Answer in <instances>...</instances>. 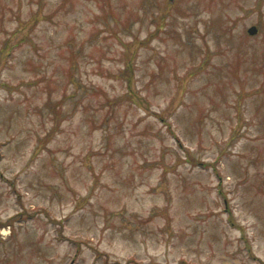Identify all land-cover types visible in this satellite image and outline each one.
<instances>
[{
  "label": "rangeland",
  "instance_id": "1",
  "mask_svg": "<svg viewBox=\"0 0 264 264\" xmlns=\"http://www.w3.org/2000/svg\"><path fill=\"white\" fill-rule=\"evenodd\" d=\"M0 264H264V0H0Z\"/></svg>",
  "mask_w": 264,
  "mask_h": 264
},
{
  "label": "water",
  "instance_id": "2",
  "mask_svg": "<svg viewBox=\"0 0 264 264\" xmlns=\"http://www.w3.org/2000/svg\"><path fill=\"white\" fill-rule=\"evenodd\" d=\"M258 31H259V28L256 25H253V26L248 28V33L251 35L257 34Z\"/></svg>",
  "mask_w": 264,
  "mask_h": 264
}]
</instances>
